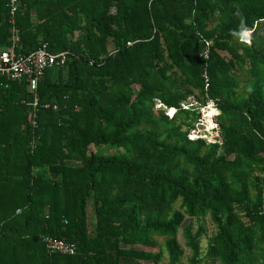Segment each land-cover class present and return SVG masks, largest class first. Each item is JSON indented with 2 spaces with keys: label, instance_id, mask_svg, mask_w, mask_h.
Instances as JSON below:
<instances>
[{
  "label": "trees",
  "instance_id": "trees-1",
  "mask_svg": "<svg viewBox=\"0 0 264 264\" xmlns=\"http://www.w3.org/2000/svg\"><path fill=\"white\" fill-rule=\"evenodd\" d=\"M8 4L0 47L68 55L33 92L0 79V264H264V0H19L13 25ZM195 95L216 143L188 139Z\"/></svg>",
  "mask_w": 264,
  "mask_h": 264
},
{
  "label": "built area",
  "instance_id": "built-area-1",
  "mask_svg": "<svg viewBox=\"0 0 264 264\" xmlns=\"http://www.w3.org/2000/svg\"><path fill=\"white\" fill-rule=\"evenodd\" d=\"M19 0H9L8 7L10 8L9 11V17H10V23L14 24V17L15 14L18 11V4ZM13 35H12V41L11 45L7 48L0 49V79L3 77H7L8 79L14 81H21L25 79L27 81V85L31 92L35 91L37 88L38 81L41 79V77L44 75L45 71L52 67H62L65 65L67 53L61 52L58 54H51L48 52L47 46L43 44L41 47L37 48L36 50L32 51L31 53L25 55V54H18L16 48L18 46L17 41V35L16 30L13 28ZM131 44L128 43V46ZM205 58L206 55H205ZM204 82L207 84L208 78L206 77V74H204ZM207 86V85H206ZM194 101V98H190ZM189 99V100H190ZM208 101L206 106L201 109L203 114L202 118H200L198 121H205L211 125L210 128L205 127L203 124L201 125L202 129H204V133L202 134L200 130L195 126L194 128L190 130L188 134V138L193 139H205L208 143V135L209 138L212 140L210 143L215 142V138L217 137V124L215 122L214 116L218 115L217 107H215L214 102L211 104ZM155 108L156 109H166L161 102L158 99H154ZM33 116L31 118L32 120V126L36 127V119H37V100L35 101ZM180 108L182 110H188L194 108V102L189 103L187 101H182L179 104ZM40 108V106H39ZM43 108H48L46 105L43 106ZM56 106H54V109ZM200 110V111H201ZM214 113L210 114V111H214ZM172 111V114L170 112ZM175 113L174 109H166V114L171 117ZM210 121V122H209ZM213 126V127H212ZM211 131V132H210ZM32 151L34 150V146L32 145ZM43 242L46 245V251L48 254H62V255H73L74 249L71 244L64 243L59 240H54L49 237H44Z\"/></svg>",
  "mask_w": 264,
  "mask_h": 264
},
{
  "label": "rangeland",
  "instance_id": "rangeland-1",
  "mask_svg": "<svg viewBox=\"0 0 264 264\" xmlns=\"http://www.w3.org/2000/svg\"><path fill=\"white\" fill-rule=\"evenodd\" d=\"M259 30H261V31H259V32H257V33H255V34H253V36H252V39L253 40H257V41H259L260 43H261V46L262 47H264V22H261V24L259 25ZM243 37V38H242ZM242 41L243 40H246L247 38H248V34L247 35H245V33H243L242 34ZM74 39H76V38H74ZM250 39V38H249ZM251 40V39H250ZM250 40L249 41H243V42H246V43H249L250 42ZM1 48H3V47H0V49ZM237 92H241V90L239 89V90H237ZM191 97H189V98H187L186 100H184V101H187V102H189V103H193L194 102V108H196V107H198V106H200L199 105V101H198V97L195 95V96H193L192 98H194V101L193 100H191L190 99ZM190 99V100H189ZM209 103H213V102H209ZM215 107H216V105H215ZM172 112V111H171ZM212 113V111H210V114ZM201 114H203V112H202V110L199 112V115H200V118H202V115ZM218 114H219V112H218ZM204 125L205 127H207V128H210L211 127V125L209 124V123H207V122H205V121H197L196 123H195V126L200 130V132L202 133V134H206V132L204 133V129L205 128H203L202 129V127H201V125ZM213 127V126H212ZM211 132V131H210ZM208 143H210V142H212V140L209 138V135H208ZM91 210V209H90ZM93 221V217H92V215H91V213H89V222H92ZM204 226H205V230H206V233H205V236L202 238V240H201V248H202V253H204V248H206V243H207V239L208 238H210L211 237V235H212V233H213V231H214V225L212 224V222L210 221V219L209 218H207L205 221H204ZM196 229V227H194V229L193 230H195ZM181 231V230H180ZM181 239V238H180ZM180 243H181V241H180ZM182 244V243H181ZM155 251H157V249L155 248ZM190 256V252L188 251V250H186L185 251V255H184V258H183V260H182V263L183 264H185L186 263V259H187V257H189ZM164 261H165V259H164ZM206 260L204 261V262H202L201 264H206ZM207 264H220L219 262H216V263H210V261L209 262H207Z\"/></svg>",
  "mask_w": 264,
  "mask_h": 264
},
{
  "label": "clouds",
  "instance_id": "clouds-1",
  "mask_svg": "<svg viewBox=\"0 0 264 264\" xmlns=\"http://www.w3.org/2000/svg\"><path fill=\"white\" fill-rule=\"evenodd\" d=\"M243 33H247V34H248V38H247L246 40H243V41H249V40H250V39H249V38H250V34H249L248 32H243ZM243 33H242V34H243ZM242 34H241V36H240V40H241V41H242V38H243V37H242ZM241 37H242V38H241ZM243 41H242V42H243ZM245 43H246V42H245ZM211 101H212V100H211ZM212 102H213V101H212ZM206 104H207V103H206ZM214 104H215V103H214ZM205 106H206V105H205ZM205 106H200V107L198 106L199 112H200V110L203 109ZM166 109H173V108H166ZM166 109H164V110H165V113H166ZM192 109H195V108H192ZM217 110H218V108H217ZM218 112H219V110H218ZM173 114H174V113H173ZM166 115H167V114H166ZM167 116H168V115H167ZM172 116H173V115H172ZM172 116H171V117H172ZM218 116H219V114H218L217 116H214V119H215L216 124H217L216 119H217ZM168 117H169V116H168ZM199 119H200V116H199ZM199 119H198V120H199ZM198 120H197V121H198ZM197 121H196V122H197ZM196 122H195V123H196ZM195 123H194V124H195ZM194 124H193V125H194ZM189 132H190V131H189ZM216 132H217L218 135H217V137L215 138V142H214V143H216V142H218V141L220 140V136H219L220 133H219V127H218V124H217ZM188 134H189V133H188ZM187 136H188V135H187ZM188 139H189V138H188ZM198 139H200V138H198ZM189 140H191V139H189ZM193 140H196V139H193ZM206 143H207V142H206ZM211 144H212V143H211Z\"/></svg>",
  "mask_w": 264,
  "mask_h": 264
},
{
  "label": "crops",
  "instance_id": "crops-1",
  "mask_svg": "<svg viewBox=\"0 0 264 264\" xmlns=\"http://www.w3.org/2000/svg\"><path fill=\"white\" fill-rule=\"evenodd\" d=\"M12 31H13V29H12ZM12 35H13V32H12ZM11 41H12V37H11ZM10 45H11V44H10ZM7 47H9V46H7ZM7 47H5V48H7ZM1 49H3V48H1ZM17 49H20V45H19V44H18L16 50H17ZM18 54H20V53H18Z\"/></svg>",
  "mask_w": 264,
  "mask_h": 264
},
{
  "label": "bare ground",
  "instance_id": "bare-ground-1",
  "mask_svg": "<svg viewBox=\"0 0 264 264\" xmlns=\"http://www.w3.org/2000/svg\"><path fill=\"white\" fill-rule=\"evenodd\" d=\"M214 112H215V110H214V111H212V113H214ZM212 113H211V114H212ZM209 122H210V121H209Z\"/></svg>",
  "mask_w": 264,
  "mask_h": 264
},
{
  "label": "snow or ice",
  "instance_id": "snow-or-ice-1",
  "mask_svg": "<svg viewBox=\"0 0 264 264\" xmlns=\"http://www.w3.org/2000/svg\"><path fill=\"white\" fill-rule=\"evenodd\" d=\"M245 35H247V33H245Z\"/></svg>",
  "mask_w": 264,
  "mask_h": 264
}]
</instances>
